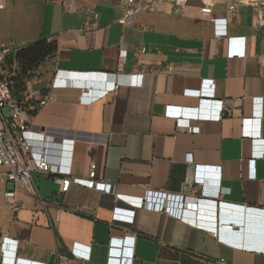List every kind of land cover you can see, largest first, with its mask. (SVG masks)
<instances>
[{"label": "crops", "instance_id": "0c3cea01", "mask_svg": "<svg viewBox=\"0 0 264 264\" xmlns=\"http://www.w3.org/2000/svg\"><path fill=\"white\" fill-rule=\"evenodd\" d=\"M263 5L187 0L180 13L165 5L122 26L118 0H0V44L14 51L40 39L57 44L34 89L48 91L56 70L73 73L72 81L108 85L120 47L128 49L118 91L89 101L78 88L56 87L31 123L34 135L71 142L69 176L87 178L95 163L96 179L112 193L74 182L62 192L58 178L36 174L42 200L18 191L23 207L14 212L3 195L13 185L5 181L0 232L18 248L0 249V264H106L111 237L127 235L136 236L133 264H219L220 257L264 264V250L231 244L264 249V154L257 156L264 152ZM213 19L226 24V33ZM132 73L143 74L142 85L129 86ZM193 178L200 185L191 188ZM149 191L184 195L181 217L145 208ZM212 206L215 215L255 214L259 233L248 238L219 228L231 242L218 241L194 224L215 226L216 219L200 215ZM76 244L78 251L90 248L89 260L74 256Z\"/></svg>", "mask_w": 264, "mask_h": 264}, {"label": "built area", "instance_id": "2783aa9c", "mask_svg": "<svg viewBox=\"0 0 264 264\" xmlns=\"http://www.w3.org/2000/svg\"><path fill=\"white\" fill-rule=\"evenodd\" d=\"M109 1V0H103ZM121 6V15L118 18V23L122 26L132 25L134 19L143 13H150L158 10L160 7L167 5L172 12L180 13L187 4V0H118ZM231 10L235 9V5L230 6ZM89 10V9H88ZM203 12H211L210 7L202 9ZM93 19H98L99 14L94 11H89ZM217 32L219 34L226 33L223 23L219 19H213ZM221 36V35H220ZM14 50L5 44H0V176L13 185L12 188L4 190V197L7 199L14 212L22 209V201L18 195V191L31 193L35 197L42 200L40 189L36 183L35 175L44 174L58 178L60 189L62 192H67L72 182L82 184L89 188H95L102 193L111 194L112 185L98 181L96 179V164L92 163L87 178H72L69 176L70 169L68 161L72 159V144L67 140L54 143L50 137L39 134L34 135L31 131V123L36 113L47 103L54 100V95L50 90L56 87L63 88H78L81 90L82 96L89 101H94L97 98L109 93L116 92L122 86L119 76L126 74V64L128 62V49L121 46L118 53V65L116 71L112 73L114 80L110 84H95L91 82L72 81L69 77L74 76L73 73H64L61 70H56L50 89L44 92L39 88H32V84L28 85L27 91L23 92L21 97L14 93L13 80L10 79L11 73L5 71L3 63L6 58ZM140 51L136 53V56ZM65 75H64V74ZM107 73L101 74V76ZM131 76L135 79L129 83L131 87L142 85L143 74L132 73ZM94 91H97L94 93ZM186 93L200 96V90H186ZM224 110L229 111L227 105H224ZM259 114V113H258ZM52 149L57 152L55 155L51 153ZM264 152L257 156L263 155ZM60 175L65 177L60 178ZM202 184V183H201ZM187 185L191 188L200 185L198 178L187 179ZM116 200H119L118 194ZM43 202V201H42ZM143 206L147 209L164 213L166 215H182L184 205V195L182 194H164L154 195L153 191H149L142 198ZM215 226H210L201 219H196L194 224L198 228L212 230L218 241L231 242L223 235H218L217 230L222 227L232 228L230 220H223V223L217 221V213L215 215ZM135 235H127L125 237H111L109 241V251L106 264H133V249L135 243ZM18 241L12 242L7 236L0 232V249L7 251L8 248H18ZM243 250L263 251L262 247L253 245H245L231 242ZM76 245L73 246V254L81 260H89L91 250L89 247H84L85 251L76 250ZM219 264H231L226 258L220 257Z\"/></svg>", "mask_w": 264, "mask_h": 264}, {"label": "trees", "instance_id": "16d2710c", "mask_svg": "<svg viewBox=\"0 0 264 264\" xmlns=\"http://www.w3.org/2000/svg\"><path fill=\"white\" fill-rule=\"evenodd\" d=\"M56 51L55 41L40 39L7 56L2 66L5 71L11 73L10 79L13 80L16 96L21 97L22 93L27 91L28 85L37 79L40 66Z\"/></svg>", "mask_w": 264, "mask_h": 264}, {"label": "water", "instance_id": "95a60500", "mask_svg": "<svg viewBox=\"0 0 264 264\" xmlns=\"http://www.w3.org/2000/svg\"><path fill=\"white\" fill-rule=\"evenodd\" d=\"M97 75L95 74H89L88 77H95ZM87 82H91L95 84L96 82L94 80H88ZM201 217L206 219H214L215 213L213 206L212 207H203L202 212L200 213ZM226 218L227 220L232 221L230 224L232 225V228H223V230H237L238 234H242L244 237H255L259 233V220L255 214H242L238 212H231L227 210H223L222 213H217V219L220 220L221 223H223V218Z\"/></svg>", "mask_w": 264, "mask_h": 264}, {"label": "rangeland", "instance_id": "374dc122", "mask_svg": "<svg viewBox=\"0 0 264 264\" xmlns=\"http://www.w3.org/2000/svg\"><path fill=\"white\" fill-rule=\"evenodd\" d=\"M264 6V5H263ZM5 178L0 176V188L4 186ZM9 187H12L11 183H8Z\"/></svg>", "mask_w": 264, "mask_h": 264}, {"label": "clouds", "instance_id": "9594fccd", "mask_svg": "<svg viewBox=\"0 0 264 264\" xmlns=\"http://www.w3.org/2000/svg\"><path fill=\"white\" fill-rule=\"evenodd\" d=\"M217 221H218V219H217ZM218 222L220 223V220H219ZM217 233H218V235H219V236L221 235V233H220V230H219V229L217 230Z\"/></svg>", "mask_w": 264, "mask_h": 264}]
</instances>
